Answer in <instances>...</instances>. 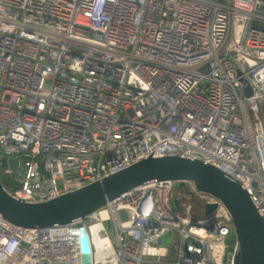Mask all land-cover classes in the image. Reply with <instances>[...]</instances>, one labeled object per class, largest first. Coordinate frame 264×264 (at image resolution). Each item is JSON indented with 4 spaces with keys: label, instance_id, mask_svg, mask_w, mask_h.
<instances>
[{
    "label": "built area",
    "instance_id": "obj_1",
    "mask_svg": "<svg viewBox=\"0 0 264 264\" xmlns=\"http://www.w3.org/2000/svg\"><path fill=\"white\" fill-rule=\"evenodd\" d=\"M150 156L218 168L264 218V0H0L4 189L43 203ZM82 227L91 264H234L238 249L219 199L151 180L67 224L0 214V264H83Z\"/></svg>",
    "mask_w": 264,
    "mask_h": 264
},
{
    "label": "water",
    "instance_id": "obj_2",
    "mask_svg": "<svg viewBox=\"0 0 264 264\" xmlns=\"http://www.w3.org/2000/svg\"><path fill=\"white\" fill-rule=\"evenodd\" d=\"M251 94V93H250ZM15 172L17 160L11 159ZM174 181L183 186L193 182L198 192L221 201L231 215L238 249L234 264H264V218L241 184L218 168L200 160L179 156H152L116 174L43 203H26L13 198L0 182V214L10 223L24 228H47L67 224L103 208L108 202L148 182ZM215 205L205 206V217H213ZM213 230V224L208 226ZM80 250L83 264H91V247L86 228H81Z\"/></svg>",
    "mask_w": 264,
    "mask_h": 264
},
{
    "label": "rangeland",
    "instance_id": "obj_3",
    "mask_svg": "<svg viewBox=\"0 0 264 264\" xmlns=\"http://www.w3.org/2000/svg\"><path fill=\"white\" fill-rule=\"evenodd\" d=\"M200 207H201V202L198 201V200H195V205H194V210H195V212H199ZM196 215H197V214H196Z\"/></svg>",
    "mask_w": 264,
    "mask_h": 264
}]
</instances>
